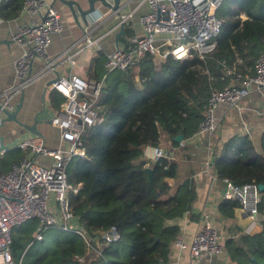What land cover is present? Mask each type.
Masks as SVG:
<instances>
[{
	"label": "trees",
	"instance_id": "1",
	"mask_svg": "<svg viewBox=\"0 0 264 264\" xmlns=\"http://www.w3.org/2000/svg\"><path fill=\"white\" fill-rule=\"evenodd\" d=\"M22 5L23 0H5L0 16L3 20L16 17ZM217 16L222 25L216 47L204 58L193 53L185 61L172 56L156 61L146 54L135 65L106 71L107 53L99 50L95 54L88 76L103 79L94 103L97 118L82 134L85 153L72 156L66 164L69 183L79 184L69 202L81 233L53 226L37 239L38 219L27 220L15 231L41 245L29 264L163 263L165 245L174 241L180 230L169 222L189 214L196 198L193 170L177 158L147 160L143 149L163 142L167 150H175L179 146L176 134H183L185 140L198 131L210 89L238 82L227 69L253 72L256 57L264 52V0H222ZM132 34L124 28L120 39ZM63 100L60 92L50 89L48 107L55 110ZM25 154L20 148L0 154V173ZM209 161L223 184L227 178L235 184L264 185V131L259 151L248 134H237L213 147ZM146 167L152 170L151 179ZM260 198V230L224 241V253L232 264H264V187ZM237 207L238 200L222 198L218 211L230 220ZM111 225L118 229V240L102 237ZM47 233L52 235L49 245L43 243ZM19 246L12 235L15 260ZM76 255L84 256L83 261L74 260Z\"/></svg>",
	"mask_w": 264,
	"mask_h": 264
},
{
	"label": "built area",
	"instance_id": "2",
	"mask_svg": "<svg viewBox=\"0 0 264 264\" xmlns=\"http://www.w3.org/2000/svg\"><path fill=\"white\" fill-rule=\"evenodd\" d=\"M5 0H0V6ZM55 0H23L22 10L31 17L11 32L10 38L21 47V52L13 61L14 82L5 89L0 100L2 106L13 110L11 97L20 93L33 77L51 66L48 47L51 36L62 30V19L54 4ZM148 8L139 17L140 32L131 37L130 48L114 47L106 54L103 66L106 71L125 69L135 65L139 59L150 54L156 61L167 56L185 61L197 54L204 58L216 47L222 19L217 10L222 0H145ZM103 12L101 18L105 24L112 18L119 17V12ZM109 14V15H108ZM110 17V19L107 17ZM128 15H123L118 25ZM108 19V20H107ZM3 22L0 16V25ZM98 38L85 27L83 46L92 52H98ZM34 59H39V71L34 75L31 67ZM235 80L222 88H211L204 102V116L199 123V132L212 133L216 130L219 120L215 114L218 106L238 107L239 103L251 91L264 87V52L255 59L253 72L235 73ZM103 86V79L89 76L82 77L76 73L57 75L50 83L64 96L63 102L55 109H45L50 124L58 130V143L50 146L43 134L30 131L19 135L12 143L0 149V154L13 148H20L26 154L17 162H13L6 172L0 173V264H20L11 251L14 228L29 219L37 218L39 224L35 235L42 239V232L49 227L70 229L81 233L75 224V217L70 207L71 194L77 193L79 184L68 181L66 164L75 155L82 156L85 148L82 145V134L85 128L95 123L97 110L94 103L98 99ZM184 140L179 141V146ZM172 147L167 150L160 145H146L143 155L147 160L160 157L173 158ZM47 156L49 163L36 161L35 156ZM211 167L210 161H205ZM212 169V168H211ZM212 178H216L212 170ZM223 197L236 199L239 208L256 224H261L258 210L260 189L255 182L235 184L224 178ZM200 227L193 234L189 243L180 239L176 244L187 249L191 263L199 264L205 259L210 261L224 252V236L213 224L209 212H202ZM115 225H111L102 237L108 241L119 239ZM229 237H235L234 234ZM84 256L76 255L74 260L82 262Z\"/></svg>",
	"mask_w": 264,
	"mask_h": 264
},
{
	"label": "crops",
	"instance_id": "3",
	"mask_svg": "<svg viewBox=\"0 0 264 264\" xmlns=\"http://www.w3.org/2000/svg\"><path fill=\"white\" fill-rule=\"evenodd\" d=\"M81 1L82 6L87 7V1ZM122 2L123 6L119 10V15L121 16L114 17L109 23L105 24L104 19L100 15L105 11L112 12H110V8L99 3L96 5V9L89 12L85 18H82L77 13L76 19L64 1H54L62 19V30L51 36L48 47L51 66L33 77L24 88L22 107L19 111L20 119L30 123L36 113L39 114L37 115L38 118L45 117V109L49 108L48 92L51 89L50 82L57 75L76 73L82 77L88 76L93 57L97 52L94 53L83 46L86 26H89L92 35L98 38L100 50L104 53H108L116 47V41L118 46L122 48H130L132 46L131 37L140 32L139 17L147 10L148 5L145 0H122ZM128 14L130 15L127 19L118 25L121 17ZM30 17L31 15L28 12L21 10L16 17L3 20L0 25V100L3 98L1 93L14 82L13 61L21 52V47L11 40L10 34L18 25L27 22ZM110 17L108 18L110 19ZM120 27L123 30L124 28L132 30V36L120 39L122 33L116 40L115 34ZM39 66V59H34L31 67L33 75L39 71ZM20 94L21 92L12 96L11 101L13 103L18 102ZM43 105L44 110H42ZM51 110L53 109L51 108ZM215 114L219 123L214 132L209 134L197 131L184 140L183 146L175 147L173 158H169V160L177 158L178 161L183 162L185 168L193 170L192 175H190L195 188L196 198L189 214L169 222L179 225L180 230L178 237L165 245V258L162 264H192L188 250L181 249L176 244V240L180 239L185 243L190 242L193 234L200 227V216L204 211L210 213L213 224L224 236L223 241L229 238V235L234 234L236 237L242 232L253 234L261 228V224L253 222L239 207L235 209L233 219L228 220L220 214L218 204L224 198V184L222 181L212 178V166L207 167L205 161L209 160L213 147L220 146L221 142L237 134H248L255 149L260 150V136L264 131V87L259 89L252 87L249 94L242 99L238 107L227 108L220 105L216 108ZM37 127L45 137L48 145H57L58 130L56 127L45 120L38 122ZM24 132H27V130L19 128L13 122H6L0 126V135H2V141L5 145L12 143ZM159 145L163 146V142ZM184 146L186 147L183 150ZM163 147L167 149V146ZM180 149L183 151H180ZM143 158H145L144 155ZM35 159L43 163H49L50 161L49 157L42 155L35 156ZM168 182L172 183V179L168 178ZM16 228H14V231ZM207 260L205 259L199 264H232L224 252L210 261Z\"/></svg>",
	"mask_w": 264,
	"mask_h": 264
},
{
	"label": "water",
	"instance_id": "4",
	"mask_svg": "<svg viewBox=\"0 0 264 264\" xmlns=\"http://www.w3.org/2000/svg\"><path fill=\"white\" fill-rule=\"evenodd\" d=\"M62 1H64L69 6L73 16L76 19H77V13H79L82 18H85V16L89 12L94 11L96 9V7H97L96 5L98 3L102 6L110 8L112 11H115V12H119L121 7L123 6L122 0H86L87 1V7L82 6L81 0H62ZM122 33H124V30L122 27H120V29L115 34L116 40H117L118 36ZM117 46H118V44L116 41V47ZM23 95H24V89L21 91L19 101L14 103L15 108L13 110H9L8 108L2 106V103L0 101V126L5 124L6 122H13L19 128H24L25 130L33 132V133L42 134L41 131L37 127V123L40 121H43V120H45L46 122L49 123L50 122L49 119L42 118V117L38 118V116H37V115H39L38 113H36L33 116L32 122H30V123L19 118V111H20V108L22 107V101H23V97H24ZM43 96H44V93L42 95V101H43ZM42 110H44V105H43ZM42 113H43V111H42ZM182 139H183V134H181V133L176 134L174 136V140H176V141H180ZM2 140H3L2 135H0V149L5 147V144L3 143ZM145 170L148 173V179H151V175H152L151 168L146 167ZM258 187L261 190L264 187V185L260 183V184H258Z\"/></svg>",
	"mask_w": 264,
	"mask_h": 264
},
{
	"label": "rangeland",
	"instance_id": "5",
	"mask_svg": "<svg viewBox=\"0 0 264 264\" xmlns=\"http://www.w3.org/2000/svg\"><path fill=\"white\" fill-rule=\"evenodd\" d=\"M46 119H48V113H44ZM44 117V118H45ZM164 146V145H163ZM13 236L16 240V243L20 244L19 247L16 248L17 259L16 261L21 262V264H29L33 260L34 251L38 249L41 245L38 242L30 243L28 238L22 236L18 231H14ZM52 241L51 233H47L44 238V244L49 245Z\"/></svg>",
	"mask_w": 264,
	"mask_h": 264
}]
</instances>
